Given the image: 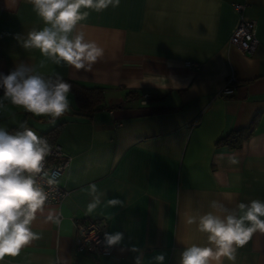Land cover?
<instances>
[{
	"label": "crops",
	"instance_id": "0c3cea01",
	"mask_svg": "<svg viewBox=\"0 0 264 264\" xmlns=\"http://www.w3.org/2000/svg\"><path fill=\"white\" fill-rule=\"evenodd\" d=\"M238 1L120 0L114 9L87 10L81 23L105 55L85 72L23 48L16 37L22 41L44 22L29 0H0V73L23 63L40 75L104 88L92 110L79 109L70 91V110L55 123L4 101L0 127L26 121L40 137L51 132L43 138L69 157L56 179L64 197L33 222L40 238L4 264H136L137 257L157 264L161 254L163 264H179L184 248L207 245V234L187 216L212 211L213 200L229 208L264 201V0H247L242 12L232 7ZM241 17L257 22L251 55L229 44ZM231 75L233 93L219 95ZM245 127L251 134L240 147L217 144ZM92 184L105 195L89 213ZM113 198L123 203L109 205ZM49 212L60 216L59 225L45 222ZM86 217L103 219L107 234H122L109 256L75 250V222ZM224 264H264V234L255 233Z\"/></svg>",
	"mask_w": 264,
	"mask_h": 264
},
{
	"label": "clouds",
	"instance_id": "9594fccd",
	"mask_svg": "<svg viewBox=\"0 0 264 264\" xmlns=\"http://www.w3.org/2000/svg\"><path fill=\"white\" fill-rule=\"evenodd\" d=\"M33 10L44 22L40 30L29 31L21 41L25 49L39 50L41 55L58 66H70L76 70L90 72L102 60L105 50L94 40L87 38L85 25L81 22L89 16V11L101 12L109 7L117 8L120 0H29ZM45 61L40 62L43 67ZM71 84L59 74L45 78L27 64H19L8 74L0 73V109L4 101L22 108L34 116L50 117L55 123L70 110L69 93ZM52 148L48 141L40 137L27 122L14 133L0 127V264L6 256H18L23 247L40 238L33 231V222L44 213L48 193L37 177L46 178L49 186H54L56 175L45 168L46 158ZM231 163H237L235 158ZM92 197L87 205L91 213L101 203L105 193L97 186H89ZM111 206L121 205L120 199H108ZM212 211L197 216H187L186 223L196 224L200 232L207 234V245L192 244L180 253L179 264H224L236 260L237 250L245 246L255 233L264 234V201L251 200L229 208L220 201L210 202ZM45 222L59 225L60 216L53 212L45 217ZM122 240L121 233L105 234L108 246ZM133 251H136L133 248ZM157 264H163L164 255L155 256ZM136 264H142L137 257Z\"/></svg>",
	"mask_w": 264,
	"mask_h": 264
},
{
	"label": "built area",
	"instance_id": "2783aa9c",
	"mask_svg": "<svg viewBox=\"0 0 264 264\" xmlns=\"http://www.w3.org/2000/svg\"><path fill=\"white\" fill-rule=\"evenodd\" d=\"M247 0L233 2L232 7L238 11L246 7ZM257 22L254 19L241 17L236 28L229 38V44L237 47L244 54L251 55L258 44L257 41ZM234 76H230L226 83L221 87L219 95H230L234 91ZM51 154L46 158L45 168L50 174H55L56 179L69 166V157L64 153L59 143L50 144ZM37 183L48 193L47 204L59 205L66 191L57 183L49 186L46 178L37 177ZM106 222L103 219L86 217L75 222V250L77 252L96 253L109 256L113 246H108L105 241Z\"/></svg>",
	"mask_w": 264,
	"mask_h": 264
},
{
	"label": "trees",
	"instance_id": "16d2710c",
	"mask_svg": "<svg viewBox=\"0 0 264 264\" xmlns=\"http://www.w3.org/2000/svg\"><path fill=\"white\" fill-rule=\"evenodd\" d=\"M5 74V73H2ZM6 75V74H5ZM45 78H54L55 76L50 75H42ZM65 81L71 84V91L74 95L75 101L77 103V106L79 109L84 110H92L101 105L104 99V88L103 87H94V86H85L81 83H78L76 81L67 79L65 77H62ZM0 92H3L2 89H0ZM132 93H135V91H127L126 95H130ZM20 130V126H15L9 128L7 131L10 133H14L15 131ZM51 132L45 133L42 135L43 137H46ZM251 134V128L245 127L240 128L236 130H232L229 133L225 134L224 136L220 137L217 141V144H223L226 145L230 149H235L241 146L242 142L247 139ZM49 144H52L53 142L49 140Z\"/></svg>",
	"mask_w": 264,
	"mask_h": 264
}]
</instances>
